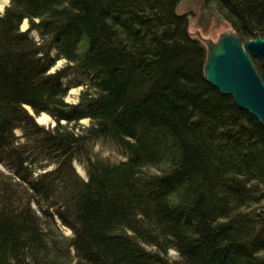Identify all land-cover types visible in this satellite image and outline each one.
I'll return each instance as SVG.
<instances>
[{
  "label": "trees",
  "instance_id": "trees-1",
  "mask_svg": "<svg viewBox=\"0 0 264 264\" xmlns=\"http://www.w3.org/2000/svg\"><path fill=\"white\" fill-rule=\"evenodd\" d=\"M180 1L0 12V264H264V127L205 80ZM211 1L242 40L264 37V0Z\"/></svg>",
  "mask_w": 264,
  "mask_h": 264
},
{
  "label": "water",
  "instance_id": "water-1",
  "mask_svg": "<svg viewBox=\"0 0 264 264\" xmlns=\"http://www.w3.org/2000/svg\"><path fill=\"white\" fill-rule=\"evenodd\" d=\"M195 36L206 48L205 80L220 93L230 95L239 108L249 112L264 127V81L253 63L256 58L264 69V37L256 32L253 38L242 40L232 29L221 32L216 41L200 32Z\"/></svg>",
  "mask_w": 264,
  "mask_h": 264
},
{
  "label": "rangeland",
  "instance_id": "rangeland-1",
  "mask_svg": "<svg viewBox=\"0 0 264 264\" xmlns=\"http://www.w3.org/2000/svg\"><path fill=\"white\" fill-rule=\"evenodd\" d=\"M5 7V6H4ZM4 7L0 10L3 11ZM177 11L179 13H190L189 14V25L188 30L192 35H195V33L200 32L202 36L211 38L212 40L216 41L219 34L225 30L231 29V27L224 21V17L221 19L220 16H222V13L217 7V4L215 1L211 0H181ZM24 24V22H23ZM23 24H21V29L25 30L27 28V21H26V27L24 29ZM31 34L38 39V35L35 31H32ZM66 64L65 59H60L56 62V65L53 67V69L60 68ZM70 78V77H69ZM85 86L80 85L76 87H72L69 89L65 100L70 103H76L78 101V96L81 90L84 89ZM43 114V113H42ZM47 114V113H46ZM39 117V116H38ZM37 117V121H38ZM40 125H43L45 128L52 127L55 125V121L50 117V119L45 122H37ZM82 126H87L89 124V119L84 118L80 121ZM17 135L20 134L19 130L15 131ZM94 154H97L98 157L108 160L111 163H116L121 160H124L125 157L120 154L119 151H117L114 146H111L109 144L101 145V143L98 142H90L88 146ZM82 173V177L86 178V173L82 165L78 163V161H73V166ZM76 168V170H77ZM0 170L7 172V170L0 165ZM77 170V171H78ZM78 173L80 174V172ZM58 224V223H57ZM62 234L64 236L71 235V231L69 228L62 226L58 224ZM168 256L171 259H177L178 254L174 249H170L168 252Z\"/></svg>",
  "mask_w": 264,
  "mask_h": 264
},
{
  "label": "bare ground",
  "instance_id": "bare-ground-1",
  "mask_svg": "<svg viewBox=\"0 0 264 264\" xmlns=\"http://www.w3.org/2000/svg\"><path fill=\"white\" fill-rule=\"evenodd\" d=\"M7 2H8V0H0V10L7 4ZM23 27L25 29L26 21H24ZM49 119H50V116L48 114H46V113H43V114L39 115V117H38V121L42 122V123L47 122Z\"/></svg>",
  "mask_w": 264,
  "mask_h": 264
}]
</instances>
